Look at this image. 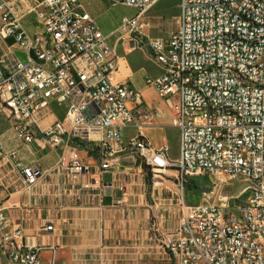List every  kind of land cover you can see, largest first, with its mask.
I'll return each mask as SVG.
<instances>
[{
  "label": "built area",
  "instance_id": "2783aa9c",
  "mask_svg": "<svg viewBox=\"0 0 264 264\" xmlns=\"http://www.w3.org/2000/svg\"><path fill=\"white\" fill-rule=\"evenodd\" d=\"M156 1L111 0L138 10L122 20L118 39L131 48L146 46L163 68L146 81L174 108L175 160L167 144L156 149L141 133L153 115L129 107L132 100L141 104V94L115 80L117 49L78 0H29L42 27L34 34L9 0H0V106L9 110L25 144L39 132L53 146L64 137L84 141L99 132L101 171L144 159L164 161V169L150 170L153 177L175 169L179 192L168 210L177 213L178 223L170 235L157 234L164 264H264V0H181L179 28L168 37H151L148 13ZM15 48L24 58L13 56ZM52 102L66 113L43 130L42 115ZM128 126L139 132L125 141ZM0 163L21 170L28 190L42 175L1 137ZM83 169L79 161L73 165L74 173ZM199 174L231 178L241 191L224 204H191L185 184ZM22 235L21 227L9 230L0 207V249L8 264H55L44 262L39 248L20 245Z\"/></svg>",
  "mask_w": 264,
  "mask_h": 264
},
{
  "label": "crops",
  "instance_id": "0c3cea01",
  "mask_svg": "<svg viewBox=\"0 0 264 264\" xmlns=\"http://www.w3.org/2000/svg\"><path fill=\"white\" fill-rule=\"evenodd\" d=\"M160 1L148 13L153 21L151 37L166 36L161 17L153 14ZM178 2L181 13V0ZM9 3L15 13L23 16V24L31 34L41 31L29 0ZM78 4L94 19L108 44L117 49L115 80L141 94V104L132 100L129 107L137 114L149 111L153 115V121L144 125L141 133L156 149L168 145L171 131L176 128L174 108L146 81L161 76L163 68L146 46L131 48L118 39L122 20L135 16L138 10L115 6L111 0H78ZM13 56L24 58L17 48ZM65 113V106L52 102L42 115V129L62 120ZM138 132L134 126L123 128L124 140L135 138ZM177 132L179 141L178 129ZM0 137L8 150L18 151V158L26 166L42 173L38 184L28 190L21 170L14 169L11 163H0V207L9 230L23 229L20 245L39 248L40 258L55 264H164V250L157 234L170 235L178 223L177 215L168 210L179 192L175 169L153 177L143 162L124 161L115 172L101 171L103 136L99 132L85 137L84 148L71 145L68 137L53 146L40 132L37 140L25 144L16 135L9 110L1 106ZM76 161L84 166L79 173L73 172ZM155 181L160 184L153 186ZM50 225L53 230H47ZM8 263L0 249V264Z\"/></svg>",
  "mask_w": 264,
  "mask_h": 264
},
{
  "label": "rangeland",
  "instance_id": "374dc122",
  "mask_svg": "<svg viewBox=\"0 0 264 264\" xmlns=\"http://www.w3.org/2000/svg\"><path fill=\"white\" fill-rule=\"evenodd\" d=\"M153 14L161 17L166 30L165 37H168L171 32L179 28L180 9L178 0H161L153 10ZM177 133V129L173 128L168 141L169 153L173 157L179 156ZM240 191L241 186L239 183L231 178H218L205 174L191 176L185 184L186 200L191 204L214 201L218 204H224L225 197L236 196ZM243 198V196L240 197L241 200ZM175 214L177 215V213Z\"/></svg>",
  "mask_w": 264,
  "mask_h": 264
},
{
  "label": "bare ground",
  "instance_id": "6f19581e",
  "mask_svg": "<svg viewBox=\"0 0 264 264\" xmlns=\"http://www.w3.org/2000/svg\"><path fill=\"white\" fill-rule=\"evenodd\" d=\"M142 162L146 165V167L148 166L151 170L164 169V161L144 159Z\"/></svg>",
  "mask_w": 264,
  "mask_h": 264
},
{
  "label": "trees",
  "instance_id": "16d2710c",
  "mask_svg": "<svg viewBox=\"0 0 264 264\" xmlns=\"http://www.w3.org/2000/svg\"><path fill=\"white\" fill-rule=\"evenodd\" d=\"M70 143H71L72 145H77V146H79L80 148H84L85 145H86V143H85L84 141H80V140H77V139H72V140H70Z\"/></svg>",
  "mask_w": 264,
  "mask_h": 264
}]
</instances>
